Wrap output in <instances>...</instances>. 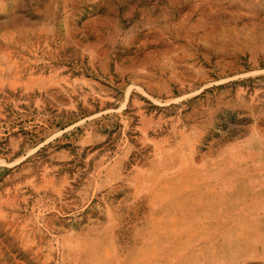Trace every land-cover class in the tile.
Masks as SVG:
<instances>
[{
	"label": "rangeland",
	"instance_id": "rangeland-1",
	"mask_svg": "<svg viewBox=\"0 0 264 264\" xmlns=\"http://www.w3.org/2000/svg\"><path fill=\"white\" fill-rule=\"evenodd\" d=\"M0 264H264V0H0Z\"/></svg>",
	"mask_w": 264,
	"mask_h": 264
}]
</instances>
